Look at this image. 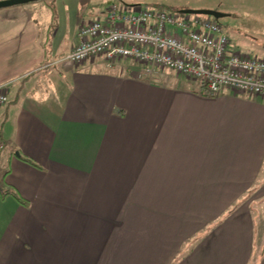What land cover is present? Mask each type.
I'll use <instances>...</instances> for the list:
<instances>
[{
	"label": "crops",
	"instance_id": "crops-1",
	"mask_svg": "<svg viewBox=\"0 0 264 264\" xmlns=\"http://www.w3.org/2000/svg\"><path fill=\"white\" fill-rule=\"evenodd\" d=\"M125 2L0 8L2 187L23 201L6 195L0 264H264L247 198L264 195V99L148 81L132 59L62 62L108 4H140Z\"/></svg>",
	"mask_w": 264,
	"mask_h": 264
},
{
	"label": "built area",
	"instance_id": "built-area-1",
	"mask_svg": "<svg viewBox=\"0 0 264 264\" xmlns=\"http://www.w3.org/2000/svg\"><path fill=\"white\" fill-rule=\"evenodd\" d=\"M80 39L63 59L67 65L103 56L132 59L148 81L168 69L205 86L208 96L225 90L264 99V60L236 53L218 20L145 9L110 6L106 18L79 29ZM0 87V106L7 102Z\"/></svg>",
	"mask_w": 264,
	"mask_h": 264
},
{
	"label": "rangeland",
	"instance_id": "rangeland-1",
	"mask_svg": "<svg viewBox=\"0 0 264 264\" xmlns=\"http://www.w3.org/2000/svg\"><path fill=\"white\" fill-rule=\"evenodd\" d=\"M3 1L7 0H0V2ZM117 1L119 5L127 3L125 0ZM139 3L145 9L171 14H177V12L185 10H212L223 13L227 16L219 19L218 23L222 26L232 49L240 55L264 60V0H139ZM112 5V3L108 4L101 12H108ZM177 15L184 17L195 16ZM198 17L201 19L210 18V16L205 15H199ZM5 169L6 165L0 161V190H3L2 177ZM217 196L218 200L214 201L211 194L202 193L200 196L201 204L221 208L223 199L220 194ZM247 196L248 194H244L242 199ZM6 198L0 192V232L7 225V213L11 211L8 208ZM247 198L252 200L251 212L254 224L253 255L257 256V254H262L264 249V195L261 193L251 194ZM246 202H249L248 199ZM99 214V210H91L90 217L94 219L102 218ZM91 231L96 232V229H91Z\"/></svg>",
	"mask_w": 264,
	"mask_h": 264
},
{
	"label": "water",
	"instance_id": "water-1",
	"mask_svg": "<svg viewBox=\"0 0 264 264\" xmlns=\"http://www.w3.org/2000/svg\"><path fill=\"white\" fill-rule=\"evenodd\" d=\"M39 1H43V0H7V1L0 2V8L14 6V5H22L26 3H32V2H39ZM180 13L184 15H196V16L205 15V16H210L216 20L222 19L225 16H227L223 13H219V12L212 11V10H185V11H180ZM16 155H19V154L16 152Z\"/></svg>",
	"mask_w": 264,
	"mask_h": 264
},
{
	"label": "trees",
	"instance_id": "trees-1",
	"mask_svg": "<svg viewBox=\"0 0 264 264\" xmlns=\"http://www.w3.org/2000/svg\"><path fill=\"white\" fill-rule=\"evenodd\" d=\"M43 1H47V0H43ZM177 14H181L180 13V11L179 12H177ZM181 15H184V14H181ZM202 85V84H201ZM202 89L204 90V94L206 93V89H205V86L204 85H202ZM21 159L24 161V162H26V163H28V164H30V165H32V166H36L31 160H29V159H27V158H25V157H21ZM1 193H2V195H7V194H11V195H13L19 202H22L23 203V201L18 197V195L15 193V192H12V191H10V190H3V191H1ZM259 257H261V254H257V256H255V255H253V259H252V262H254V261H256L257 259H259Z\"/></svg>",
	"mask_w": 264,
	"mask_h": 264
}]
</instances>
